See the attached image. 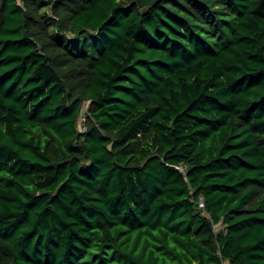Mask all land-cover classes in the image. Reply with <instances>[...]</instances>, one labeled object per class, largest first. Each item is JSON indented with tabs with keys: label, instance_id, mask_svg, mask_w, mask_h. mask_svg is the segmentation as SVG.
<instances>
[{
	"label": "trees",
	"instance_id": "trees-1",
	"mask_svg": "<svg viewBox=\"0 0 264 264\" xmlns=\"http://www.w3.org/2000/svg\"><path fill=\"white\" fill-rule=\"evenodd\" d=\"M226 262L264 264V0H0V264Z\"/></svg>",
	"mask_w": 264,
	"mask_h": 264
},
{
	"label": "built area",
	"instance_id": "built-area-1",
	"mask_svg": "<svg viewBox=\"0 0 264 264\" xmlns=\"http://www.w3.org/2000/svg\"><path fill=\"white\" fill-rule=\"evenodd\" d=\"M85 120H86V107H83V112L81 113L78 122L79 129H81L82 131L86 129ZM81 125H83V127H81Z\"/></svg>",
	"mask_w": 264,
	"mask_h": 264
},
{
	"label": "rangeland",
	"instance_id": "rangeland-1",
	"mask_svg": "<svg viewBox=\"0 0 264 264\" xmlns=\"http://www.w3.org/2000/svg\"><path fill=\"white\" fill-rule=\"evenodd\" d=\"M86 106H87V104L85 103V104H84V107H86ZM81 127H83V125H81ZM202 206H203V205H202V200H201L200 203H199V207H202ZM221 228H222V226L219 225V224L215 226V229H216V230H219V229H221ZM224 264H227V262L224 263Z\"/></svg>",
	"mask_w": 264,
	"mask_h": 264
}]
</instances>
